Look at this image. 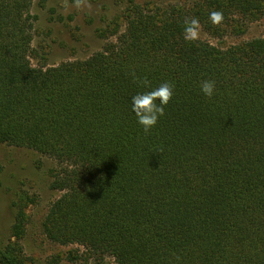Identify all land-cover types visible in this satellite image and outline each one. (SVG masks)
<instances>
[{
	"label": "trees",
	"instance_id": "obj_1",
	"mask_svg": "<svg viewBox=\"0 0 264 264\" xmlns=\"http://www.w3.org/2000/svg\"><path fill=\"white\" fill-rule=\"evenodd\" d=\"M34 2L0 0V143L55 161L43 235L81 247L72 263L264 264V29L220 44L262 19L264 0L132 1L97 29L99 50L56 65L32 44ZM191 17L218 43L185 41ZM163 82L174 94L145 134L131 98ZM16 200L0 264L30 263L33 201Z\"/></svg>",
	"mask_w": 264,
	"mask_h": 264
},
{
	"label": "rangeland",
	"instance_id": "obj_2",
	"mask_svg": "<svg viewBox=\"0 0 264 264\" xmlns=\"http://www.w3.org/2000/svg\"><path fill=\"white\" fill-rule=\"evenodd\" d=\"M173 3L177 0H89L90 9L78 11L71 6L72 0H35L32 13L37 16L33 46L47 65L74 59H83L99 50L103 41L97 37V29L115 16L120 15L130 2ZM264 29V17L249 24L239 36H225L220 44H232L259 36ZM218 43L200 30V37ZM35 65L37 60H32ZM55 161L27 149L0 143V241L7 243L11 236L15 209L12 201L20 196L33 203L26 208L28 221L20 243L29 264H50L55 258L58 264H94L85 260L69 262L66 253L72 249L82 250L78 245L62 246L49 241L42 233L41 221L59 192L49 188V170ZM17 201V200H16ZM106 264H111L107 259Z\"/></svg>",
	"mask_w": 264,
	"mask_h": 264
},
{
	"label": "clouds",
	"instance_id": "obj_3",
	"mask_svg": "<svg viewBox=\"0 0 264 264\" xmlns=\"http://www.w3.org/2000/svg\"><path fill=\"white\" fill-rule=\"evenodd\" d=\"M72 8L78 11L90 9L89 0H72ZM209 21L213 26H219L223 22V13L221 11H212L209 13ZM201 24L197 17H191L184 21L183 38L185 41H196L200 37ZM134 79L135 74L133 73ZM144 86L149 85L147 78L140 81ZM174 85L170 82H163L159 87L144 93H137L132 96V111L135 113L138 124L142 127L145 134L157 124L160 117L165 113V107L173 96ZM202 93L211 98L215 91V81L204 80L200 83ZM157 101L159 103H157Z\"/></svg>",
	"mask_w": 264,
	"mask_h": 264
}]
</instances>
